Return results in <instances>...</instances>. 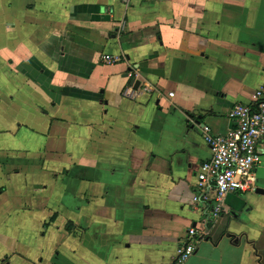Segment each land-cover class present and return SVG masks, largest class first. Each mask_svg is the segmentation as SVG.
Masks as SVG:
<instances>
[{
  "label": "crops",
  "instance_id": "1",
  "mask_svg": "<svg viewBox=\"0 0 264 264\" xmlns=\"http://www.w3.org/2000/svg\"><path fill=\"white\" fill-rule=\"evenodd\" d=\"M262 85L264 0H0V264H174L191 228V264H264V140L218 215L197 180Z\"/></svg>",
  "mask_w": 264,
  "mask_h": 264
},
{
  "label": "built area",
  "instance_id": "2",
  "mask_svg": "<svg viewBox=\"0 0 264 264\" xmlns=\"http://www.w3.org/2000/svg\"><path fill=\"white\" fill-rule=\"evenodd\" d=\"M104 59L114 61L110 55ZM142 89L151 90L149 85ZM134 90L130 87L124 94L130 96ZM228 117L232 126L225 133H214L208 126L204 129L211 157L201 164L197 173L200 190H212L215 194L214 213L217 215L228 193L250 192L258 187L257 169L261 163L258 146L264 140V85L256 90L252 101L234 104ZM201 236L197 229L189 230L176 249L174 264H191Z\"/></svg>",
  "mask_w": 264,
  "mask_h": 264
},
{
  "label": "water",
  "instance_id": "3",
  "mask_svg": "<svg viewBox=\"0 0 264 264\" xmlns=\"http://www.w3.org/2000/svg\"><path fill=\"white\" fill-rule=\"evenodd\" d=\"M258 192L264 194V189L258 188Z\"/></svg>",
  "mask_w": 264,
  "mask_h": 264
}]
</instances>
